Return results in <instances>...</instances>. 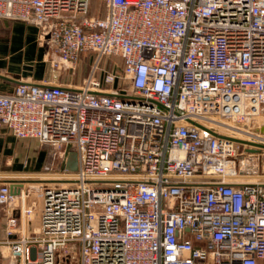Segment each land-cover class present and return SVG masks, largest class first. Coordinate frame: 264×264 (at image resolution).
<instances>
[{
  "label": "built area",
  "instance_id": "1",
  "mask_svg": "<svg viewBox=\"0 0 264 264\" xmlns=\"http://www.w3.org/2000/svg\"><path fill=\"white\" fill-rule=\"evenodd\" d=\"M2 19L39 27L54 72L95 62L79 86L0 91V130L77 156L0 180V257L264 264V163L239 164L264 157V0H0Z\"/></svg>",
  "mask_w": 264,
  "mask_h": 264
},
{
  "label": "crops",
  "instance_id": "2",
  "mask_svg": "<svg viewBox=\"0 0 264 264\" xmlns=\"http://www.w3.org/2000/svg\"><path fill=\"white\" fill-rule=\"evenodd\" d=\"M54 57L53 48L46 39L41 38L38 26L18 20L0 21V91L12 92L21 82L79 86L89 73L90 66L86 72L78 73V68L54 72L50 63ZM66 156L35 139H19L4 129L0 130L1 181L15 180L16 185L22 187L25 183L23 180L30 177L34 179L37 174L53 172L57 164L64 167ZM31 200L36 206L34 223L38 225L41 201L38 197ZM5 221L6 212L1 210L0 234Z\"/></svg>",
  "mask_w": 264,
  "mask_h": 264
},
{
  "label": "rangeland",
  "instance_id": "3",
  "mask_svg": "<svg viewBox=\"0 0 264 264\" xmlns=\"http://www.w3.org/2000/svg\"><path fill=\"white\" fill-rule=\"evenodd\" d=\"M97 5V4H96ZM95 6V4H92V7ZM91 14L97 13L95 9H91ZM95 62V55L92 52H86L81 55L80 58V65L78 66V73L81 71L87 70V68L91 65H93ZM100 67L105 66L108 70L112 68L121 69L122 67V60L119 57H113V56H104L100 59L99 62ZM25 140V139H23ZM262 163H264V157L260 155V150H255L253 155H249L247 157H243L242 160H240L239 164L241 166V171L247 172V173H254V172H260L262 168ZM56 170H60L63 168L62 166L56 165ZM29 179H33L30 177ZM36 179V178H34ZM34 216V221H35ZM0 239L4 238V229L2 230V234H0ZM0 250H4L5 254H8V250L4 247L0 248ZM2 256V255H1ZM0 264H10V256L6 257H0ZM64 264H78V256L74 255L71 258H69Z\"/></svg>",
  "mask_w": 264,
  "mask_h": 264
},
{
  "label": "water",
  "instance_id": "4",
  "mask_svg": "<svg viewBox=\"0 0 264 264\" xmlns=\"http://www.w3.org/2000/svg\"><path fill=\"white\" fill-rule=\"evenodd\" d=\"M261 131H264V129H261ZM242 141V140H238ZM65 168L68 170H75L77 168V156L74 151H70L67 154L66 161H65Z\"/></svg>",
  "mask_w": 264,
  "mask_h": 264
},
{
  "label": "bare ground",
  "instance_id": "5",
  "mask_svg": "<svg viewBox=\"0 0 264 264\" xmlns=\"http://www.w3.org/2000/svg\"><path fill=\"white\" fill-rule=\"evenodd\" d=\"M29 174V173H28ZM19 176H21V175H19Z\"/></svg>",
  "mask_w": 264,
  "mask_h": 264
}]
</instances>
